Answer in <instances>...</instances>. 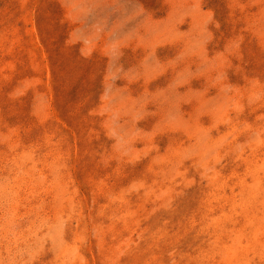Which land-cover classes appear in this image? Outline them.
Instances as JSON below:
<instances>
[{
	"label": "rangeland",
	"instance_id": "rangeland-1",
	"mask_svg": "<svg viewBox=\"0 0 264 264\" xmlns=\"http://www.w3.org/2000/svg\"><path fill=\"white\" fill-rule=\"evenodd\" d=\"M0 264H264V0H0Z\"/></svg>",
	"mask_w": 264,
	"mask_h": 264
}]
</instances>
